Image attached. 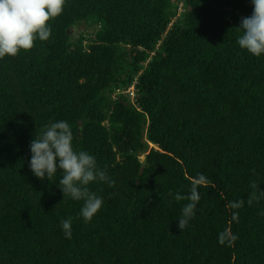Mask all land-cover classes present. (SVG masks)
<instances>
[{"label": "trees", "instance_id": "trees-1", "mask_svg": "<svg viewBox=\"0 0 264 264\" xmlns=\"http://www.w3.org/2000/svg\"><path fill=\"white\" fill-rule=\"evenodd\" d=\"M252 11L66 0L47 41L0 59V264H264V55L238 44ZM82 23L88 41L72 33ZM61 120L115 182L88 185L103 198L89 223L84 201L63 197L62 171L41 181L29 167L31 141ZM222 232L235 241L220 244Z\"/></svg>", "mask_w": 264, "mask_h": 264}, {"label": "clouds", "instance_id": "clouds-1", "mask_svg": "<svg viewBox=\"0 0 264 264\" xmlns=\"http://www.w3.org/2000/svg\"><path fill=\"white\" fill-rule=\"evenodd\" d=\"M66 0H0V59L15 57L21 50L33 48L36 40L47 41L51 36L49 21L63 13ZM251 16L242 17L238 29L242 35L239 46L253 56L264 55V0H251ZM131 90V89H130ZM31 159L29 163L33 175L43 180H51L58 170L63 175L59 188L73 200H83L80 216L85 223L91 222L101 210L103 198L89 191L88 185L97 180L114 185L105 171L98 168L96 159L86 151H76L73 147V132L67 121H55L45 125L43 133L30 143ZM199 180L204 177L200 176ZM177 201L184 197L177 193ZM190 202L182 208L177 229L182 231L195 215L199 202L198 189L193 185ZM243 201L232 202L236 209ZM236 213L233 214L235 218ZM61 230L66 239L72 238L71 218L61 221ZM236 236L228 232L218 234V242L230 245Z\"/></svg>", "mask_w": 264, "mask_h": 264}, {"label": "rangeland", "instance_id": "rangeland-1", "mask_svg": "<svg viewBox=\"0 0 264 264\" xmlns=\"http://www.w3.org/2000/svg\"><path fill=\"white\" fill-rule=\"evenodd\" d=\"M85 32L87 35V41L90 40L93 36H94V32L93 30L86 25L85 23H82L80 25H78L77 27H75L72 31V33H74V36L79 37L81 33ZM133 87L131 88V96H133L134 91H133Z\"/></svg>", "mask_w": 264, "mask_h": 264}]
</instances>
